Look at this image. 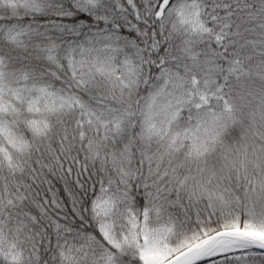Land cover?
Listing matches in <instances>:
<instances>
[{
  "label": "snow or ice",
  "instance_id": "6c2138e0",
  "mask_svg": "<svg viewBox=\"0 0 264 264\" xmlns=\"http://www.w3.org/2000/svg\"><path fill=\"white\" fill-rule=\"evenodd\" d=\"M0 264H264V0H0Z\"/></svg>",
  "mask_w": 264,
  "mask_h": 264
}]
</instances>
